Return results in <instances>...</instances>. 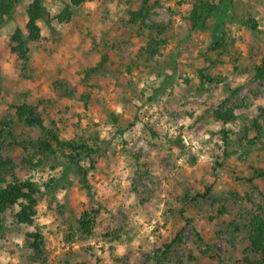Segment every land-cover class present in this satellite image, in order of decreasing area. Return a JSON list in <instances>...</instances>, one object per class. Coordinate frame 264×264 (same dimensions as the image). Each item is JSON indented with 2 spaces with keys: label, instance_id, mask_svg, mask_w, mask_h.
I'll return each mask as SVG.
<instances>
[{
  "label": "rangeland",
  "instance_id": "1",
  "mask_svg": "<svg viewBox=\"0 0 264 264\" xmlns=\"http://www.w3.org/2000/svg\"><path fill=\"white\" fill-rule=\"evenodd\" d=\"M30 1L23 0L0 28V115L11 112L12 106L32 104L42 111L46 126L54 124L66 136L96 138L104 157L88 180L97 198L104 190L118 191L111 209L123 214L128 226L121 241L113 243L112 253L122 264H139L145 256L155 258V251L184 225L182 209L193 218L183 232L187 248H196L198 233L204 242L202 250L209 244L210 253L221 255L223 262L243 264L244 244L230 236L221 220L208 221L210 206L181 204L179 199L192 198L211 186L212 198L226 199L236 211L246 193L264 203V178L244 181L253 175L249 166L264 168V134L251 147L237 145L240 131L252 125L257 107H264V82L255 81L252 75V66L264 55V0H233L225 19L215 27L214 20L209 21L204 30L189 29L186 17L191 7L184 0H153L158 4L150 20L167 25L168 33L161 54L149 61L137 59L147 39L138 26L128 22L129 12L144 0H93L72 9L67 23L57 25L48 23V17L43 19L41 40L27 44L28 62L22 70L21 61L10 52L9 39L15 30L24 33ZM66 2L44 0L51 15ZM247 18L255 20V30L243 24ZM214 40H220L224 48L212 50ZM103 56H107L104 75L82 82L86 67L97 65ZM200 69L222 80L198 95ZM76 76L83 85L78 90L95 95L89 110L76 98H58L51 86L53 80L71 83ZM225 98L242 100L247 106L227 125L215 121L212 114ZM43 99L52 104L41 103ZM13 131L21 139L40 135L39 129L22 126ZM222 131L229 132L227 147ZM223 149L228 158L222 155ZM4 156L15 163L19 176L31 177L38 184L63 175L61 157L29 168L21 164L23 154L14 145L4 150ZM144 162L150 165V176L137 167ZM43 192L38 222L47 231L50 261L61 264L57 262L98 257L102 264H115L109 259V245L98 239L88 243L91 253L63 241V221L87 204L77 183L66 177L56 191ZM70 252L72 256L65 255ZM0 264H32L20 231L9 228L5 240H0ZM183 264L204 263L197 259Z\"/></svg>",
  "mask_w": 264,
  "mask_h": 264
},
{
  "label": "trees",
  "instance_id": "2",
  "mask_svg": "<svg viewBox=\"0 0 264 264\" xmlns=\"http://www.w3.org/2000/svg\"><path fill=\"white\" fill-rule=\"evenodd\" d=\"M23 0H0V28L6 20L11 18L17 7ZM93 0H67V4L59 12L51 15L44 4V0H31L25 9L26 22L24 33L15 30L10 36V52L16 55L21 61L22 70H25L28 62L27 44L41 40V28L39 23L48 17V23L54 22L57 25L67 23L72 18V9L81 8ZM233 0H184L190 5V10L186 17L187 24L191 30H204L207 23L214 20L213 27L225 19ZM158 3L153 0L142 1L137 10L129 12V24L138 26L147 42L139 49L137 59L149 61L161 54V49L167 43L168 26L150 20L151 11ZM250 30H255L257 24L252 18H247L243 23ZM221 40V39H220ZM220 40H214L212 50L217 51L224 48ZM107 56H103L97 65H88L84 71L82 82H89L92 76H103L104 65ZM252 75L255 81L264 82V55L259 62L252 66ZM198 85L195 91L201 95L207 90V86L212 82L222 80L220 75L213 74L208 69L197 70ZM81 80V79H80ZM79 76L72 82L67 80H53L51 86L58 98H67L83 103V107L89 110L91 103L95 101L93 92L84 89L80 92L78 86ZM41 103L52 104L49 99L41 100ZM247 108L244 102L232 101L225 98L213 110L215 121L223 125L232 123L237 112ZM47 112V107L45 108ZM256 117L252 120V125L245 127L237 139L239 147H251L255 143H260V138L264 134V107H257ZM22 126L27 129H39L40 135L36 138L29 137L21 139L14 133V128ZM62 129L57 126L48 127L42 111L36 105L21 104L11 107V112L0 115V240H5V235L9 228L20 231L23 237V247L29 252V260L32 264H56L50 261V249L47 240L45 226L38 222V211L43 191L51 193L58 189L61 182L66 181V177L71 178L77 183L79 188L85 192L87 204L82 210L75 212L72 218L63 221L64 226L63 241L65 244L80 245L86 252L92 251L88 245L92 240L98 239L103 244H108L109 259L115 264H122L123 260L112 253L113 243H119L125 232L128 222L126 218L117 210H112L116 194L118 193L116 183L113 186L114 192L104 190L102 195L97 198L88 180V174L94 170L104 157V152L100 148L95 137L74 134L72 136L63 135ZM228 133L222 131V142L224 147L228 146ZM250 133H254L250 137ZM213 136V133H211ZM14 145L23 154L21 164L29 168H36L45 162L53 159L62 158L61 166L63 175L56 179L50 178L38 184L31 177L23 178L16 171L15 163L4 156V150ZM222 155L228 158L226 150H222ZM137 159L140 156H136ZM142 169V173L147 176L151 174L150 165L147 162L137 164ZM253 175L245 178L244 181L252 183L254 180L264 178V168L249 166ZM43 189V190H42ZM256 189V188H255ZM211 186H206L205 191L197 193L192 198L187 195L180 198L181 204L186 205L206 203L211 208V214L207 216L209 222L221 220L226 226L231 237L239 238L244 244L241 255L243 264H264V203L256 202L253 194H245L241 200L242 207L237 211L227 205V200L211 196ZM235 197L236 195L233 194ZM194 203V204H192ZM62 215V211H60ZM184 225L181 226L173 237L162 244L156 252V257L145 256L143 262L139 264H183L194 260H200L204 264H228L223 262L221 255L211 254L212 247L206 244V249L202 250L203 239L198 233L195 234L197 241L196 248H187L183 238L185 227L189 225L193 218L187 210L179 211ZM226 218H228L226 220ZM106 219V224L103 220ZM9 220V225H6ZM225 220V221H224ZM72 256L73 253L69 254ZM93 257V255H90ZM175 259V262L173 261ZM61 264H102L100 258L93 260L80 259L70 262L64 260L57 262ZM233 262L231 264H237Z\"/></svg>",
  "mask_w": 264,
  "mask_h": 264
}]
</instances>
